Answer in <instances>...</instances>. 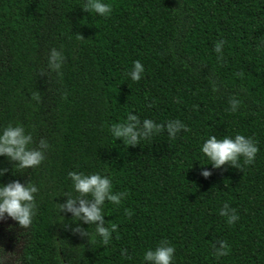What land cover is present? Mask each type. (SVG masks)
Returning a JSON list of instances; mask_svg holds the SVG:
<instances>
[{"label": "trees", "instance_id": "obj_1", "mask_svg": "<svg viewBox=\"0 0 264 264\" xmlns=\"http://www.w3.org/2000/svg\"><path fill=\"white\" fill-rule=\"evenodd\" d=\"M0 218L19 264H264V0H0Z\"/></svg>", "mask_w": 264, "mask_h": 264}, {"label": "flooded vegetation", "instance_id": "obj_2", "mask_svg": "<svg viewBox=\"0 0 264 264\" xmlns=\"http://www.w3.org/2000/svg\"><path fill=\"white\" fill-rule=\"evenodd\" d=\"M0 252H5V257L0 254V264H19L25 238L21 235L23 228L16 226L7 218H0Z\"/></svg>", "mask_w": 264, "mask_h": 264}, {"label": "rangeland", "instance_id": "obj_3", "mask_svg": "<svg viewBox=\"0 0 264 264\" xmlns=\"http://www.w3.org/2000/svg\"><path fill=\"white\" fill-rule=\"evenodd\" d=\"M0 226H2V224H0ZM2 238H3V236H0V239H2ZM0 254L3 255V256L5 257V252H2V251H1Z\"/></svg>", "mask_w": 264, "mask_h": 264}]
</instances>
